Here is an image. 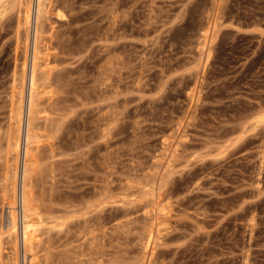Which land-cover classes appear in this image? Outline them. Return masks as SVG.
<instances>
[{
  "label": "rangeland",
  "instance_id": "1",
  "mask_svg": "<svg viewBox=\"0 0 264 264\" xmlns=\"http://www.w3.org/2000/svg\"><path fill=\"white\" fill-rule=\"evenodd\" d=\"M43 5L44 39L55 35L40 45L53 52L41 54L65 89L48 111L59 129L39 138L41 165L54 166L44 194L36 187L39 243L52 263L69 262L64 250L86 243L94 229L105 245L91 257L105 264L118 251L126 257L120 264H264V121L257 120L264 116V0ZM35 7L36 0H0V186L13 68L18 76L27 58L29 70ZM26 10L29 27L18 24ZM48 142L58 144L52 157ZM1 194L0 187L4 229L9 208ZM101 220L106 229H98ZM146 225L155 232L145 247ZM17 226V253L0 229V258L16 254L23 264L19 206Z\"/></svg>",
  "mask_w": 264,
  "mask_h": 264
},
{
  "label": "bare ground",
  "instance_id": "2",
  "mask_svg": "<svg viewBox=\"0 0 264 264\" xmlns=\"http://www.w3.org/2000/svg\"><path fill=\"white\" fill-rule=\"evenodd\" d=\"M18 1H20V0H18ZM22 2H24V1H22ZM43 2H44V0H36L35 16H34V23H33L32 48H31V57H30L29 70H26L27 69V67H26V62H27L26 59L27 58L26 59H23L22 62H21V64H19L20 65V73H19L18 76H17L16 66H15V68H13V78H12L11 95H10L11 96V104H10L11 105V109H10L9 118H8L9 121L7 120L8 123L5 121L7 123L6 124L7 125V128H6L5 132H2V133L5 134V136H4L5 137L4 145H5V151H6V154L5 155L6 156H5V164H4V169H3V180H4V182L1 183L2 185L0 187H1V190H2L1 197H2L3 200L6 201V203L8 205V208H9V211H8V223H7V226L4 229L2 227L0 229H1L2 232H6L7 237H9L13 241L14 246H15V250H16V253H17V248H18L17 208L19 206L20 207L21 253H22V259L21 260H22L23 264H53L52 262H53V260H55V259L52 260V257H54V256H51L48 245L45 246V247H44V245H43V247H40V244L41 243H39V242H41V241H39L40 238L38 237L39 236L38 231L41 230L42 221H43L42 219L43 218L41 219V214H40L41 213L40 211H42V210H40L41 203L40 204L38 203L40 200L38 201V198L36 196V192H37L36 187L37 186L39 187L38 190L40 191L39 192L40 195L41 194H44V191H45L44 188L45 187H43V185H42V184H44V178L46 176H49L51 178L53 177L52 174H53V171H54V168H53L54 166L50 165L51 162L50 161H48L50 163L47 162L49 164L48 165L49 168L47 170L42 166L43 164L41 163V160L43 159L44 156L41 155V153H40L41 150L39 152V148H40V143H39L40 139L39 138L42 135L44 136V134H45L44 132L48 133L47 131H52L53 129H55L56 132H57V130L59 129V127H58L60 125V123L58 122L59 119L58 120L53 119L50 116L51 113L48 112V111H51L52 110V106L54 105L52 102L54 100L56 101V99L59 98V96L57 94L60 93V92L62 93L63 90H65V89H63V85L59 84L61 82V81H59V80H61L59 76H58L59 79L56 78V77H53V80H52L50 78L52 75L51 74L48 75V73L51 72V71L48 72V69H49L48 66L51 67L50 63H52V62L49 63L48 59H46V58L43 59V55L41 54L43 52L44 53L45 52L48 53L49 51L51 52V50H52L49 47V45L47 47H45V48H42L40 46L42 40L45 37V35L43 36V34H44V30H43L44 29L43 28L44 23L42 22V18H44L43 16L45 15L44 14V11L45 10L43 8V6H44L43 5ZM24 3H23V5H24ZM29 4L30 3H28V5ZM29 11L32 12L31 10H29ZM45 13H47V12L45 11ZM21 16L22 17L18 20L19 21L18 24L23 23L24 25H27L28 26L29 23H30V19H31L30 13L28 12V10H26L25 13H24V15H21ZM42 23H43V25H42ZM24 27H26V26H24ZM28 27H26V28H28ZM57 33H59V32H56V34ZM53 35H55V34L50 33V35L48 34V38L49 39L47 37L45 39H47L49 41L51 39L53 40V38H52ZM58 37L59 36L55 37V40ZM60 37L62 38L61 34H60ZM17 38H19V37H17ZM55 40H54V42H55ZM57 42H56V45H57ZM49 43H51V42H49ZM52 44H53V46L55 45L53 43V41H52ZM58 44L60 46V43H58ZM44 46H46V42H45V45ZM51 47H52V45H51ZM52 52H53V50H52ZM71 52H73V51H71ZM47 53L44 54V57L46 56ZM56 53H54V56L56 55ZM48 55H49V53L47 54V57H48ZM54 56L51 55V57L49 56V58H51V60H55V57ZM52 57L54 59H52ZM57 59H59V58H57ZM25 80L28 81L27 94L26 95H24ZM62 84H64V82ZM52 86H54V89H52ZM55 94L57 95V97H56ZM57 100L60 103L59 99H57ZM61 100H64V99L62 98ZM55 103L57 104V101ZM23 105L25 106V113H24ZM55 108H57V107H55ZM55 108L53 106V109L54 110H57ZM59 109H61V108L59 107L58 110ZM63 111L64 110H62V113H63ZM39 114H41V115H39ZM54 114H53V116H56ZM40 119L43 120V124H42V122H41ZM257 120L259 121V123L262 120L264 121V116L259 117ZM44 121L47 122V123H45ZM53 125H54V127H53ZM61 125H63V124H61ZM106 130H108V129H106ZM22 131H23V141L21 140L22 139L21 138V132ZM1 135L2 134H0V138L2 139ZM45 137H47V136H45ZM59 137H61V136H59ZM22 142H23V146H22ZM56 142H51V143L48 142L49 143L48 144V147H49V152L51 154V157L54 156L53 155L54 154V149L53 148L55 147V144L58 143V142L57 143ZM1 143H3V142H1ZM20 150L22 151V161H21V175H20V180H19V195H18L17 194V188H18L17 174H18V158H19V154H20L19 151ZM56 150H57V148H56ZM61 153H64V151L61 152ZM54 162H52V163H54ZM45 165L47 166V164H45ZM45 170L47 171L48 174L46 173ZM40 184H41V186H39ZM50 185H52V184L50 183ZM145 185H144V187H142V184H141V188H145ZM130 187H131V185H130ZM101 190H102V188H101ZM102 192H104V191H102ZM18 196H19V199H18ZM50 199H51V197H50ZM160 204H161V202H160ZM42 205H43V203H42ZM152 208H151V210H152ZM161 209H163V208H161ZM164 209L162 211H164ZM152 213H153V211H152ZM161 213H163V212H161ZM150 215H151V213H150ZM147 216H148V214H147ZM119 219H121V218H119ZM152 219H154L153 216H152ZM97 222H95V224ZM101 223H102V220H101V222H99L98 229L103 228V227L99 228ZM105 223H107V222L105 221ZM112 224H113V222H112ZM152 224L155 225L154 223H152ZM153 225H150V226H147L146 225V227L144 226L146 228V231L143 234L147 238V240L144 239V241L146 240V242L144 243L145 247L148 246V245H151L150 242H151V240L154 237V232L155 231L153 230L154 229L153 228ZM95 226H97V225H95ZM115 226L118 227V224H116ZM92 227H93V225H92ZM116 227L114 228V226H113L114 229H116ZM114 229H113V232H114ZM86 230H87V228H86ZM88 231H89L88 233L90 235L88 236V238L85 239L86 240V243L83 242L84 244H86L85 245V249H84V244H80L79 246H75V247H71L70 245L69 246L67 245L71 250L70 249H66V250H64V253L71 252L72 253V257H70V256L67 255L65 258L66 259H69V262L67 261L68 262L67 263L65 260L62 261V262H66L65 264H103V263L105 264L106 261L103 262L102 261L103 258H100L99 256H96L97 258H94L93 257L94 258L93 259L91 257L92 255H95V254L98 255V253H102V251H101L102 249L101 248L104 247V245H105V244L102 245L101 244L102 242L99 243L100 239H102V238L99 239L100 234L102 233V231H99V233H94L96 231L94 229L88 230ZM123 233H124V229H123ZM155 236H156V234H155ZM113 237H115V236L113 235ZM145 237H143V238H145ZM2 243L3 242H2V240L0 238V247H1V244ZM61 243H62V248H63V242H61ZM74 248H76L77 250H73ZM37 249H39V250H37ZM148 249L149 248H147L146 251H148ZM111 250H113V249H111ZM40 252H41V254H40ZM52 252H55V251L52 250ZM107 252H110V251H107ZM107 252H105V250H104V253H107ZM118 253H119V251L116 252L113 255H109V257H110L109 258V262H112L113 264L123 263L125 261V258H126V257H124V254L125 253H123V254H120V253L118 254ZM129 253H131V252H129ZM59 254H60V252H59ZM59 254H57V255H59ZM61 254H62V251H61ZM61 254H60V259L62 260ZM84 255L85 256H90V257H87L86 262L84 260ZM81 256H82V258H81ZM62 257H63V255H62ZM104 257L106 258V256H104ZM3 258H4V256H3ZM3 258L2 257L0 258V264H19L18 257H17L16 254H14L13 256H10L9 255L5 259H3ZM71 258L73 259L72 261L70 260ZM99 258L101 259V261H99ZM137 262L139 264L141 262V260L140 261H137Z\"/></svg>",
  "mask_w": 264,
  "mask_h": 264
}]
</instances>
